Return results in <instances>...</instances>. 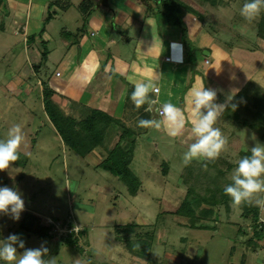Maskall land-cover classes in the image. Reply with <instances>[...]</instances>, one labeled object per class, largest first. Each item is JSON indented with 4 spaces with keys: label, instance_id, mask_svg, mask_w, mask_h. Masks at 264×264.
Segmentation results:
<instances>
[{
    "label": "rangeland",
    "instance_id": "rangeland-1",
    "mask_svg": "<svg viewBox=\"0 0 264 264\" xmlns=\"http://www.w3.org/2000/svg\"><path fill=\"white\" fill-rule=\"evenodd\" d=\"M144 2L164 7L166 2L173 1ZM80 9L77 3L65 13L71 20L70 32L77 26ZM57 26L56 22H51L47 28L56 41L60 38L57 35L60 29L54 30ZM18 41L7 29L0 30V140L8 138L14 125L21 127L23 135L18 148L19 159L0 172V187L20 192L24 210L19 220L0 214V240L17 234L24 241L25 249L43 245L49 250L45 258L56 257V264H77V261L79 264H264V238L252 244L247 241L254 225L264 233V207L257 206V218L252 222L250 216H241V204L234 205L230 198L220 196L225 184L222 175L215 176V172H220L221 167L224 175L231 179L235 163H231L230 170L218 164L211 169L213 181H200L197 174L204 159H194L185 165L183 154L187 149L152 128L141 135L128 167L139 181L136 194L130 196L123 181L92 163L94 157L99 160L96 154L82 158L62 145L42 111L38 96L41 88L31 74V65L25 61L22 44ZM49 48L50 45L46 47ZM47 66L48 70L53 69L51 62ZM246 136V149L264 145L250 131ZM165 141L171 145H166ZM110 142L111 139L105 140L103 146ZM97 153L105 155L99 148ZM230 153L226 148L222 154ZM236 157L229 159L236 162ZM162 164L167 166L166 171ZM203 184L212 189L202 188ZM214 190L218 204L207 205L201 201V196L210 200L209 195ZM258 197L264 198V193L256 194L252 202ZM222 199L227 200L226 203ZM182 201L190 205L196 223L208 225L207 229H194L188 217L176 214ZM206 208L212 211L209 217L199 214ZM26 213L38 216L41 226L47 221L53 223V226L48 224V237L27 235L19 229ZM124 225H129L130 229L125 230ZM68 229H72V236L76 238L72 246L64 241ZM137 235H151L149 260L127 253L123 246L124 237L134 241ZM23 251L17 246L18 257ZM0 264L6 262L0 261Z\"/></svg>",
    "mask_w": 264,
    "mask_h": 264
},
{
    "label": "crops",
    "instance_id": "crops-1",
    "mask_svg": "<svg viewBox=\"0 0 264 264\" xmlns=\"http://www.w3.org/2000/svg\"><path fill=\"white\" fill-rule=\"evenodd\" d=\"M82 1L88 4V9L80 14L77 26L70 32L71 20L65 13ZM94 1L4 0L0 6V30L7 29L10 35L19 38L24 59L31 66L40 62V42H45V48L50 45L40 68L31 70V74L38 87L45 86L51 91L50 100L57 110L75 122L97 112L93 118L95 125L98 123L103 129L102 139L82 158L96 154L99 160L93 156L92 163L99 167L123 128L139 131L137 122L145 112L148 119L153 116L159 119L146 110L147 104L136 109L130 100L134 85L150 79L159 88L158 93H149L157 108L170 102L184 110L187 123L182 135L171 137L163 127L155 129L177 146L188 149L195 140L191 132L189 92L202 84L217 90V103L234 92L233 103L237 104L235 111L226 110L214 125L223 135L227 134L224 150L227 148L231 153L223 156V150L220 159L213 162L226 166L236 163L238 153L246 151L244 141L248 131L264 142L256 125L260 116H264V10L248 21L240 14L245 0H175L180 7L176 13L179 15L175 23L169 24L160 15L165 11L162 7L144 0H105V6L93 8ZM51 22L58 25L54 30L60 29L58 41L52 40L48 33ZM28 36L33 39L26 41ZM174 42L183 46L180 63L170 61ZM50 62L52 70H48ZM56 72L58 76L54 75ZM38 93L41 100V89ZM253 123L255 129L249 126ZM150 129L135 135L129 165L138 140ZM110 139L112 142L103 146ZM123 143L124 140L120 145ZM165 144L171 145L166 141ZM98 148L104 156L97 153ZM234 155L236 162L229 159Z\"/></svg>",
    "mask_w": 264,
    "mask_h": 264
},
{
    "label": "clouds",
    "instance_id": "clouds-1",
    "mask_svg": "<svg viewBox=\"0 0 264 264\" xmlns=\"http://www.w3.org/2000/svg\"><path fill=\"white\" fill-rule=\"evenodd\" d=\"M264 10V0H245L241 8V16L248 21L254 20ZM171 62H182L183 46L174 42L171 45ZM161 53L163 51L160 43ZM150 92H159L155 81L137 82L131 92L130 100L136 109L145 104L147 111L159 116V119H139L137 126L144 129L154 128L167 131L171 137L183 134L187 119L184 110L170 102L156 107V100L150 98ZM235 93L226 96L224 102L217 103V90L205 88L204 84L193 88L189 92L191 105V132L195 138L183 154L185 165L194 159L215 161L224 150L227 139L218 127L214 125L226 110L235 111L237 104L233 103ZM162 118V119H161ZM23 140L22 129L14 125L6 140H0V172L10 168L18 159V148ZM250 155L243 156L231 174V183L224 187V193L234 205L251 202L259 193H264V145L256 144L251 149ZM70 190V189H69ZM255 204L264 207V198H256ZM24 210L22 194L14 188L0 187V214L9 215L13 220H19L20 213ZM17 246L24 249L22 254H17ZM48 248L41 245L37 248L25 249V243L17 234H10L5 240H0V261L6 264H56V257L45 258ZM77 264L79 262L77 261Z\"/></svg>",
    "mask_w": 264,
    "mask_h": 264
},
{
    "label": "trees",
    "instance_id": "trees-1",
    "mask_svg": "<svg viewBox=\"0 0 264 264\" xmlns=\"http://www.w3.org/2000/svg\"><path fill=\"white\" fill-rule=\"evenodd\" d=\"M145 1V0H144ZM163 1V0H161ZM174 3H176V6H173V2H164L166 6L162 7L165 11L161 12L160 15L168 22L169 24L175 23L177 15L176 13L179 10V4L175 2V0H172ZM4 0H0V6ZM173 4V5H172ZM98 6H105V0H95L94 1V7ZM79 7L81 8L80 12L83 14L84 10L88 9V4H86L84 1H82L79 4ZM88 15V12H87ZM86 16H84L85 19ZM178 18V17H177ZM178 20V19H177ZM42 32V29L38 33V36H40ZM33 39V36L26 37V41H31ZM45 42L41 41L40 46V62L32 65V70H38L42 64V62L46 58V48H45ZM51 91L47 89L45 86H42L41 88V101L43 106V111L46 114L48 120L50 121L52 127L59 135L60 139L62 140V143L65 147H67L69 150L74 152L75 154L81 156L86 155L88 152H90L95 146L99 145L100 140L102 139V133L103 129L99 126L97 123L95 125L94 116L97 112H91L90 116H88L85 119L80 120L79 122H75L74 120L70 119L69 117L63 116L60 111L57 110V108L52 104L50 100ZM148 113L145 112L141 115L140 119H148ZM109 122H116L112 121L111 119H107ZM254 124V125H253ZM249 126L254 127L255 123H253ZM258 129L257 133L258 136H264V116H260L259 122L256 123ZM255 129V127H254ZM260 130V131H258ZM144 131V128H140L139 131H131L129 129L123 128L121 133L119 134L118 141L115 143V145L106 153V156L100 161L99 167H101L103 170L109 172L111 175L118 177L121 181H123L126 184L127 191L130 196H134L138 190L139 181L132 175L130 172L128 165L130 163V160L132 158V149L134 144V138L135 135H137L139 132ZM261 132V133H260ZM124 140V143L120 145V143ZM239 158L238 161L245 155H250V151H240L238 153ZM238 161L235 163L237 166ZM163 165V164H162ZM217 163L213 161H202V166L200 167V171L197 174V178L202 180H212L214 179V176L212 177L211 169L216 166ZM231 164H228L226 166V169H231ZM167 170V166L163 165V171ZM220 172L216 173L217 175H222V179L224 182V186L231 183V179L226 177L224 175V171L220 167ZM208 176V178L206 177ZM217 178V177H216ZM218 179V178H217ZM202 185V184H201ZM207 187V184H203L202 188ZM209 187V186H208ZM210 188V187H209ZM212 189V187L210 188ZM224 190V189H223ZM222 190L221 198L226 197L228 200V196L225 195L224 191ZM215 191V190H214ZM219 194V193H218ZM210 200H206V197H200L202 202H205L207 205H214L217 203V192H212L210 195ZM216 197V198H214ZM208 198V197H207ZM226 200V201H227ZM224 202V199H222ZM226 201L224 203H226ZM223 202H220L221 204H224ZM212 207V206H210ZM226 209H228L227 206H225ZM241 208V216H250L252 219V222L256 220L257 213H258V207L255 203L251 202H244L240 205ZM176 214L183 217H188L189 220L193 223L192 227L194 229H207L209 226L203 223H196V218H194V213L190 207V205L182 201V203L178 206L176 209ZM199 214L204 217H209L212 214V211L210 208L202 209L199 211ZM72 226V221H68V227L70 228ZM255 226V225H254ZM252 227L251 235H249L248 238V244H252L255 242V240H259L261 238H264V233L262 229L259 230L255 229V227ZM50 228V225H39V217L33 214H24L22 217V220L19 224V229L24 231L27 235H37L40 237H48L47 233ZM125 230H129V225H124ZM65 243L72 246L76 242V238L72 236V230H70L65 235ZM144 236V235H143ZM135 236L134 241L131 239H128V237H124L123 240V246L127 253L132 254L136 257H144L146 260H149V255L151 251V244H150V238L151 235L147 236ZM121 240V241H122ZM120 241V239H119ZM241 264V263H240Z\"/></svg>",
    "mask_w": 264,
    "mask_h": 264
},
{
    "label": "built area",
    "instance_id": "built-area-1",
    "mask_svg": "<svg viewBox=\"0 0 264 264\" xmlns=\"http://www.w3.org/2000/svg\"><path fill=\"white\" fill-rule=\"evenodd\" d=\"M55 76H58L59 75V73L58 72H56L55 74H54ZM158 116V115H157ZM48 223L46 224V225H48V224H51L52 226H53V223H51L50 221H47ZM50 222V223H49ZM72 230V229H71ZM70 230L68 229V232H69Z\"/></svg>",
    "mask_w": 264,
    "mask_h": 264
}]
</instances>
